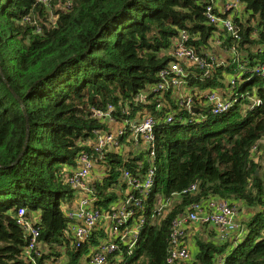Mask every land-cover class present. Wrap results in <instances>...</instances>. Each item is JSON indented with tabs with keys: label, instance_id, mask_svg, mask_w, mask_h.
<instances>
[{
	"label": "trees",
	"instance_id": "trees-1",
	"mask_svg": "<svg viewBox=\"0 0 264 264\" xmlns=\"http://www.w3.org/2000/svg\"><path fill=\"white\" fill-rule=\"evenodd\" d=\"M225 1L0 0V264H46L62 256L64 264H81L109 241L118 249L107 264H167L171 221L213 196L243 212L239 229L219 242L214 229L192 227L194 256L176 264H264V76L256 73L264 65V0H237L231 10ZM208 7L220 20L230 17L236 37L209 21ZM181 32L209 67L180 61L181 87L153 91L165 81L160 71L176 60ZM207 92L237 103L213 114L211 104L198 105ZM190 96L192 111L180 103ZM108 104L118 125L154 120L153 158L149 148L133 145L128 129L117 148L94 152L86 142L93 132L115 130L92 116ZM84 151L102 172L88 185L91 206L104 216L133 192L124 170L144 178L150 164L156 169L141 207L124 204L134 212L120 230L144 218L132 249L111 236L105 217L82 246L75 244L68 212L80 195L68 178ZM194 183L196 191L183 192ZM18 207L39 231L35 263L27 258L30 234L17 224Z\"/></svg>",
	"mask_w": 264,
	"mask_h": 264
},
{
	"label": "built area",
	"instance_id": "built-area-1",
	"mask_svg": "<svg viewBox=\"0 0 264 264\" xmlns=\"http://www.w3.org/2000/svg\"><path fill=\"white\" fill-rule=\"evenodd\" d=\"M47 0H42L46 2ZM239 2L237 0H226L223 5L224 9L231 10L232 7H238ZM210 7H208L207 16L209 21L212 23L220 24L228 32H232L231 35L236 37L234 34L235 26L230 17L227 19H218L216 16L212 15L210 12ZM188 41V35L185 32H181L179 41L176 42L175 48L173 50V55L175 61L169 64L167 70L160 71V77L165 80L160 82L153 91H157L161 88H165L164 84H170L171 87L179 88L182 83H184V76L186 75L185 69L180 65V61L195 62L200 68H208L209 65L203 63L194 54L192 47H188L186 42ZM210 58L214 59L213 56ZM209 70H206L203 75L207 76ZM258 75L264 76V65L256 70ZM172 78L167 80L166 75H171ZM169 77V76H168ZM139 101H145L147 96L145 93H140L137 95ZM204 101H199L198 105L202 107H207L210 104L211 113L213 114H223L229 110L231 106L237 103V98L232 96L228 100H223L219 94L214 92H207L203 96ZM185 106L187 110L192 111L194 106L193 98L190 96L186 101L181 100L180 102ZM206 104V105H205ZM115 107L112 104H108L106 108L101 110H94L92 116L99 119L106 120L113 128L112 132H97L94 131V136L86 142L93 146L94 152L97 154H102L104 148H113L119 145L120 136H123L128 129L131 133L130 137L133 145L136 148L143 149V147L149 148L151 157L155 155V132L154 120L146 116L142 120H126L123 124H116V118L114 117ZM173 121L172 116H168L165 119V123L169 124ZM198 121V120H197ZM202 121V120H199ZM184 123V121L180 122ZM127 127V128H126ZM117 148V147H116ZM256 145L251 150V155L256 157ZM79 166L73 169L71 175L68 178V182L72 189H75L76 193L80 195L76 201L77 205L73 210L68 212V217L72 220L70 227L74 235L76 246L80 247L84 244L91 231L97 226L96 224L102 219L106 218L112 223L111 236L119 237L121 242L128 244V249H132L134 242L138 236L140 227L143 222V216L138 222L139 227L131 226L120 230L122 224L126 223L130 216L133 215V209L124 206L131 205L135 207H141L142 200L147 198L152 190V185L154 183L155 168L152 164L148 168V172L144 178L140 176H132L129 170H124L122 172V179L126 181L127 187L133 192L129 193L124 200V204L115 203L111 207L115 208L109 215H102L100 210L95 209L91 206L93 198L90 196L92 189L89 187L88 182L91 178L92 169L95 168V158L89 152H82L78 157ZM198 186L196 183L190 185V187L183 192H194ZM139 194V197L136 196ZM236 205L230 203L228 200L222 197H210L204 200L195 201L191 206L185 210L184 213L177 216V218L171 221L170 226V237H169V249L166 255L167 264H176L178 260H190L191 251L190 243L191 240L187 237L188 231L192 227L205 226L211 227L216 232V240L219 242H227L234 236V232L239 229V222L236 220ZM25 214V209L23 207H18L17 214V224L19 227L24 228L30 234L28 248H27V258L30 262L35 263V256L40 255L38 250H36L37 245L36 240L39 236V231L36 227L30 225L23 215ZM188 239H187V238ZM118 249V246L109 241L104 243L93 253H90L89 264H107V256ZM34 253V254H33ZM60 258H55L53 261L47 262L46 264H61ZM221 261V258H218Z\"/></svg>",
	"mask_w": 264,
	"mask_h": 264
},
{
	"label": "crops",
	"instance_id": "crops-1",
	"mask_svg": "<svg viewBox=\"0 0 264 264\" xmlns=\"http://www.w3.org/2000/svg\"><path fill=\"white\" fill-rule=\"evenodd\" d=\"M218 2L219 3H222V2H224V0H218ZM217 53L222 57V56H224V53L222 52V51H220V50H218L217 51ZM126 149V148H125ZM127 149H129V148H127ZM135 150H138V149H136V148H134ZM93 174H94V176H96V178L98 179V178H101L102 177V172H101V170H99L98 168H94V172L91 174L92 176H93ZM91 176V177H92ZM76 203V202H75ZM77 204V203H76ZM242 218H243V216L241 217V220H242ZM240 219V216H239V213L237 214V216H236V220L238 221ZM197 227L199 228L200 226H198L197 225ZM201 228V227H200ZM208 229H212L211 227H207ZM213 231V230H212ZM190 245V251H191V256H190V258H192L193 256H194V251H195V246H194V242L193 241H191V243L189 244ZM59 261H60V263L61 264H64V262H65V256H62L60 259H59ZM82 263L81 264H89L88 262H87V256H85V257H83L82 258V261H81Z\"/></svg>",
	"mask_w": 264,
	"mask_h": 264
},
{
	"label": "rangeland",
	"instance_id": "rangeland-1",
	"mask_svg": "<svg viewBox=\"0 0 264 264\" xmlns=\"http://www.w3.org/2000/svg\"><path fill=\"white\" fill-rule=\"evenodd\" d=\"M218 3V2H217ZM216 45H217V43H215ZM262 140H264V139H262ZM261 140V141H262ZM261 144V143H260ZM256 148H257V144H256ZM260 148H262V150L264 151V144L263 145H260ZM263 151H261L262 152V154H263ZM256 154H258L257 152H256ZM263 157H264V154H263V156L261 155L260 156V158L261 159H263ZM261 166H262V169L260 170V172H261V174H263L264 175V161H263V164H261ZM239 213V216H240V219L237 221V222H240L241 223V213H243V212H241V211H239L238 210V212L236 211V216H237V214Z\"/></svg>",
	"mask_w": 264,
	"mask_h": 264
},
{
	"label": "water",
	"instance_id": "water-1",
	"mask_svg": "<svg viewBox=\"0 0 264 264\" xmlns=\"http://www.w3.org/2000/svg\"><path fill=\"white\" fill-rule=\"evenodd\" d=\"M194 110V109H193Z\"/></svg>",
	"mask_w": 264,
	"mask_h": 264
}]
</instances>
